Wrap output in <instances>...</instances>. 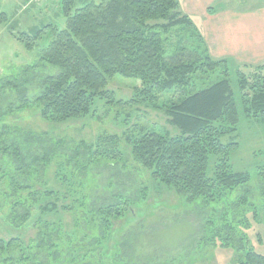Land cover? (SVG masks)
<instances>
[{
  "label": "rangeland",
  "instance_id": "obj_1",
  "mask_svg": "<svg viewBox=\"0 0 264 264\" xmlns=\"http://www.w3.org/2000/svg\"><path fill=\"white\" fill-rule=\"evenodd\" d=\"M60 1L0 0V12L8 19L0 24V240L15 239L30 246L37 264H69L77 252L85 253L88 243L83 242L55 259L51 244H39V220L40 231L44 221L60 223L63 240L78 228L76 213L71 212L74 197L60 194L62 181L56 175L60 171L73 191L83 189L92 214L117 197L131 207L125 218L112 221L109 242L97 247L95 258L80 259L78 264H238L242 247L264 256V125L260 118L243 112L235 63L228 60L227 77L238 124L224 142L237 143L229 165L249 180L233 190L218 189L212 203L187 201L132 159L126 136L141 130L177 136L167 116L170 104L223 78L222 70L204 69L188 86L156 95L153 104L134 101L140 83L116 75L108 81V90L120 101L118 106L99 103L91 118L47 122L35 99L44 79L56 76L58 70L40 63L38 53L52 41L50 28L65 27ZM92 1L99 4L103 0ZM212 8L217 14L231 10L244 14L264 8V0H227ZM194 20L198 25L199 19ZM42 28L47 30L31 50L16 38L21 33L32 37ZM161 39L167 56L182 46L188 58L193 55L190 48L196 47L190 35L178 28L162 34ZM110 137L118 139L117 147L123 153L118 165L109 167L103 161L92 165L88 155L73 157L77 151L84 153L85 145ZM48 152L51 155L44 157ZM53 204L58 210L50 208ZM13 252L19 254L17 249ZM0 264H4L1 258Z\"/></svg>",
  "mask_w": 264,
  "mask_h": 264
},
{
  "label": "trees",
  "instance_id": "obj_2",
  "mask_svg": "<svg viewBox=\"0 0 264 264\" xmlns=\"http://www.w3.org/2000/svg\"><path fill=\"white\" fill-rule=\"evenodd\" d=\"M60 12L65 27L50 28L52 41L38 53L40 63L58 70L56 76L44 79L43 90L35 99L42 119L64 124L93 117L99 103L118 106L120 101L108 90V81L116 75L140 83L134 101L153 104L156 95L188 86L198 72L220 68L223 78L168 107L169 123L177 130V136L141 130L137 135L126 136V145L132 159L154 180L174 188L190 202L204 199L212 203L218 189L233 190L248 182L247 174L235 173L229 165L230 153L237 143L224 142L236 132L238 124L227 77L228 60L209 56L192 21L180 12L178 0H103L99 4L92 0H61ZM7 20L6 14L0 12V24ZM177 28L186 31L195 42L196 47L190 48L191 57H185L182 46L166 55L162 34ZM45 30L42 28L32 37L21 33L16 38L31 50ZM234 75L244 114L260 118L264 125V67H237ZM250 80L254 82L250 84ZM98 139L94 145H85L84 153L77 151L75 160L88 155L92 165L103 161L113 167L121 163L123 153L117 147L118 139ZM48 155L51 153L44 157ZM56 175L62 181L60 194L74 197L71 212L76 213L78 228L63 240L57 225L60 223L44 221L40 231L39 220V244H51L49 249L56 259L62 251L86 242L85 253L77 252L69 264L95 258V250L109 242L112 221L125 218L130 204L117 197L93 215L86 206L83 189L73 191L74 186L66 182L60 171ZM50 208L58 210L56 204ZM27 218L28 213L24 220ZM15 249L19 250L18 255L13 252ZM238 251L242 256L238 264H264V256L254 250L242 247ZM0 258L4 264L38 263L30 246L15 239L0 240Z\"/></svg>",
  "mask_w": 264,
  "mask_h": 264
},
{
  "label": "crops",
  "instance_id": "obj_3",
  "mask_svg": "<svg viewBox=\"0 0 264 264\" xmlns=\"http://www.w3.org/2000/svg\"><path fill=\"white\" fill-rule=\"evenodd\" d=\"M227 0H180L213 60H229L237 67H264V8L246 13L217 14L212 8ZM211 11V12H210ZM198 20L195 22L194 19Z\"/></svg>",
  "mask_w": 264,
  "mask_h": 264
},
{
  "label": "built area",
  "instance_id": "obj_4",
  "mask_svg": "<svg viewBox=\"0 0 264 264\" xmlns=\"http://www.w3.org/2000/svg\"><path fill=\"white\" fill-rule=\"evenodd\" d=\"M33 2H38L39 0H32Z\"/></svg>",
  "mask_w": 264,
  "mask_h": 264
}]
</instances>
